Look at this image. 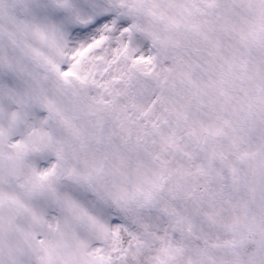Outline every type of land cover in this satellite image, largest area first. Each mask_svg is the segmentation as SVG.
Instances as JSON below:
<instances>
[{
	"label": "snow or ice",
	"instance_id": "6c2138e0",
	"mask_svg": "<svg viewBox=\"0 0 264 264\" xmlns=\"http://www.w3.org/2000/svg\"><path fill=\"white\" fill-rule=\"evenodd\" d=\"M0 264H264V0H0Z\"/></svg>",
	"mask_w": 264,
	"mask_h": 264
}]
</instances>
